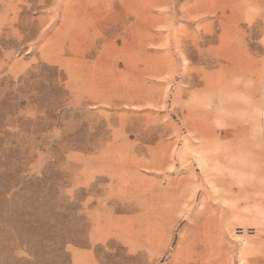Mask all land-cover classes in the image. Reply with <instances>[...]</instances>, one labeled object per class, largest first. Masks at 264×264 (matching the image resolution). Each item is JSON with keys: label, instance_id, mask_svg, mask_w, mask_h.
<instances>
[{"label": "rangeland", "instance_id": "374dc122", "mask_svg": "<svg viewBox=\"0 0 264 264\" xmlns=\"http://www.w3.org/2000/svg\"><path fill=\"white\" fill-rule=\"evenodd\" d=\"M240 71L264 0H0V264H264Z\"/></svg>", "mask_w": 264, "mask_h": 264}, {"label": "bare ground", "instance_id": "6f19581e", "mask_svg": "<svg viewBox=\"0 0 264 264\" xmlns=\"http://www.w3.org/2000/svg\"><path fill=\"white\" fill-rule=\"evenodd\" d=\"M234 72L233 67L229 66L225 75L226 79H233ZM238 75L241 82H245V87L237 89L242 100V103L238 105L239 116L243 120L246 119L240 122V130L245 133L249 130H260L264 134V78L260 80L258 76L241 71ZM228 89L230 90L231 87Z\"/></svg>", "mask_w": 264, "mask_h": 264}]
</instances>
